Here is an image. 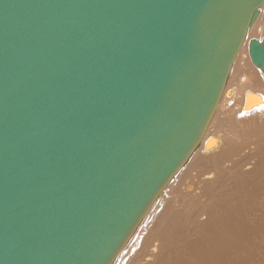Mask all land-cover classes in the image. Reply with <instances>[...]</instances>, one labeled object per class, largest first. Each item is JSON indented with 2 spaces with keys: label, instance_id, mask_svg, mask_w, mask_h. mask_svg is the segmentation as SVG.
I'll use <instances>...</instances> for the list:
<instances>
[{
  "label": "water",
  "instance_id": "obj_1",
  "mask_svg": "<svg viewBox=\"0 0 264 264\" xmlns=\"http://www.w3.org/2000/svg\"><path fill=\"white\" fill-rule=\"evenodd\" d=\"M260 16L264 0H0V264H114ZM248 47L264 74V38Z\"/></svg>",
  "mask_w": 264,
  "mask_h": 264
},
{
  "label": "bare ground",
  "instance_id": "obj_2",
  "mask_svg": "<svg viewBox=\"0 0 264 264\" xmlns=\"http://www.w3.org/2000/svg\"><path fill=\"white\" fill-rule=\"evenodd\" d=\"M248 32L204 139L114 264H252L264 222V74Z\"/></svg>",
  "mask_w": 264,
  "mask_h": 264
},
{
  "label": "rangeland",
  "instance_id": "obj_3",
  "mask_svg": "<svg viewBox=\"0 0 264 264\" xmlns=\"http://www.w3.org/2000/svg\"><path fill=\"white\" fill-rule=\"evenodd\" d=\"M255 68H258L254 66ZM260 69V68H258ZM250 223H255L258 221L264 222V215L252 216L247 219ZM249 252L253 253L252 264H264V234L260 237L259 243L257 245V251L253 252L250 246L247 248Z\"/></svg>",
  "mask_w": 264,
  "mask_h": 264
}]
</instances>
